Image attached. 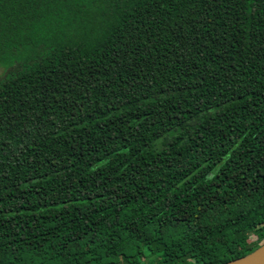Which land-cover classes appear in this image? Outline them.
Returning <instances> with one entry per match:
<instances>
[{"label":"trees","instance_id":"16d2710c","mask_svg":"<svg viewBox=\"0 0 264 264\" xmlns=\"http://www.w3.org/2000/svg\"><path fill=\"white\" fill-rule=\"evenodd\" d=\"M263 242L264 0H0V264Z\"/></svg>","mask_w":264,"mask_h":264},{"label":"water","instance_id":"95a60500","mask_svg":"<svg viewBox=\"0 0 264 264\" xmlns=\"http://www.w3.org/2000/svg\"><path fill=\"white\" fill-rule=\"evenodd\" d=\"M224 264H264V242L251 253Z\"/></svg>","mask_w":264,"mask_h":264}]
</instances>
